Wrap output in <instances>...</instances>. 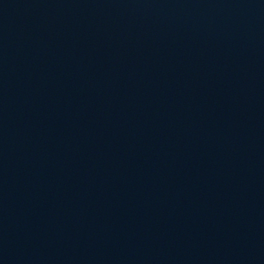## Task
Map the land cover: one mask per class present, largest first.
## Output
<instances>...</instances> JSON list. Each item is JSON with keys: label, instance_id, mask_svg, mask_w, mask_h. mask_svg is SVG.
<instances>
[{"label": "water", "instance_id": "water-1", "mask_svg": "<svg viewBox=\"0 0 264 264\" xmlns=\"http://www.w3.org/2000/svg\"><path fill=\"white\" fill-rule=\"evenodd\" d=\"M0 264H264V0H0Z\"/></svg>", "mask_w": 264, "mask_h": 264}]
</instances>
